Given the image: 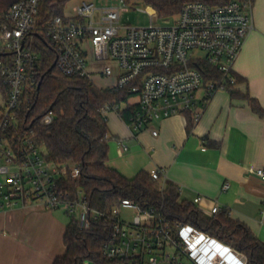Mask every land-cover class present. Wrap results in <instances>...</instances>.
Instances as JSON below:
<instances>
[{
	"label": "built area",
	"instance_id": "obj_1",
	"mask_svg": "<svg viewBox=\"0 0 264 264\" xmlns=\"http://www.w3.org/2000/svg\"><path fill=\"white\" fill-rule=\"evenodd\" d=\"M40 3L17 0L0 12V52L6 54L0 59V76L8 87V99L0 107V212L31 205L63 209L76 218L83 231L95 221H103L111 226L110 237L101 249L108 264H247L240 253L207 232L189 224H171L163 207H144L124 198L110 210H98L81 189L70 193L59 188L61 179L78 178L80 170L48 161L35 136L19 131L24 90L37 86L39 57L30 38L39 27ZM253 5V0L218 5L188 2L168 25H155L157 12L148 6L150 25L131 27L121 25L122 7H99L93 0H84L74 8V14L52 17L44 32L57 55L56 67L65 76L91 81L87 45L98 61L117 63L122 72L111 89L127 88L139 99L125 120L135 135L154 121L190 111L197 123L205 107L199 106L200 90L207 102L216 91L235 87L233 66L255 28ZM206 65L219 77L205 80ZM103 75L112 76L113 69L106 67ZM110 110L120 113V106H107L104 113ZM52 121L50 112L41 123ZM118 142L127 150L122 141ZM251 172L264 180V169ZM149 174L164 190L166 169ZM204 200L202 196L192 200L202 213L212 216L222 210L217 203L204 210ZM124 208L133 210L131 222L123 219Z\"/></svg>",
	"mask_w": 264,
	"mask_h": 264
},
{
	"label": "crops",
	"instance_id": "obj_2",
	"mask_svg": "<svg viewBox=\"0 0 264 264\" xmlns=\"http://www.w3.org/2000/svg\"><path fill=\"white\" fill-rule=\"evenodd\" d=\"M16 1L9 0L0 12ZM253 2L255 28L232 76L237 81L234 89L255 99L264 111V0ZM86 51L91 81L99 89L112 88L122 72L117 63L98 61L89 45ZM106 67L113 69L112 76L103 75ZM197 97L199 106L205 107L191 134L186 115L178 114L154 121L134 135L126 125L127 118L120 114L128 106L136 108L139 99L135 96L120 105V113L108 111L107 165L127 178L141 171L166 169V185L178 186L182 200L192 202L202 196L204 210L217 203L264 243V180L251 172L264 169V114L256 113L248 100L233 98L225 90L216 91L207 102L203 90ZM67 224L62 211L38 205L1 211L0 264H53L66 252Z\"/></svg>",
	"mask_w": 264,
	"mask_h": 264
},
{
	"label": "trees",
	"instance_id": "obj_3",
	"mask_svg": "<svg viewBox=\"0 0 264 264\" xmlns=\"http://www.w3.org/2000/svg\"><path fill=\"white\" fill-rule=\"evenodd\" d=\"M70 0H41L39 27L30 38L32 50L38 55L34 90L25 89L19 110V131L32 133L41 146L45 158L57 165H73L80 170L78 178H64L59 188L70 193L81 189L92 207L110 210L121 199L128 198L144 206L163 207L167 220L189 224L207 232L222 243L240 253L247 264H264V243L250 229L234 221L226 209L208 216L198 210L193 202L182 200L180 188L167 184L161 190L159 182L150 174L141 171L133 178L123 176L107 165L109 157V128L104 109L107 106L127 102L132 94L128 89H99L90 80L63 75L57 67V55L45 36L47 22L56 15H62L65 3ZM126 5L142 2L151 6L161 19L176 17L188 2H204L209 5L225 4L233 0H123ZM254 1V0H253ZM5 53L0 52V59ZM206 79L218 78L219 73L205 66ZM0 90L8 99V87L0 76ZM227 91L233 98L248 100L253 110L263 115L258 102L248 94H242L229 85ZM28 101V102H27ZM135 106H128L121 112L123 118L133 113ZM52 112V123H41L44 116ZM187 132L192 133L195 122L189 112ZM111 234V226L95 221L90 229L80 230L74 216H70L64 242L66 252L53 264H108L101 256L104 242Z\"/></svg>",
	"mask_w": 264,
	"mask_h": 264
},
{
	"label": "rangeland",
	"instance_id": "obj_4",
	"mask_svg": "<svg viewBox=\"0 0 264 264\" xmlns=\"http://www.w3.org/2000/svg\"><path fill=\"white\" fill-rule=\"evenodd\" d=\"M83 1L84 0H70L69 2L65 3L62 14L64 13L74 14V8L80 5ZM93 2L99 7H122L123 11L121 14V21H120L121 25H129L131 27H146L150 25L151 17H150V14L147 12L148 6H146L142 2L132 3L130 5L122 4L120 0H93ZM8 3H9V0H0V9L2 7L7 6ZM175 20H176V17H172L169 19H161L158 17V14H157V16L154 17L153 22L155 25H168V24H173ZM198 54H202V53L198 52ZM0 92L2 94L0 95V106H2L4 104L3 101H6V100L3 97L4 94L2 93L1 90ZM1 97L3 99H1ZM57 210L62 211L63 215H65L66 217V220H68L69 222L70 216L67 215L63 209H57ZM132 212L133 210L131 208H124L123 213H122L123 219L128 222H131Z\"/></svg>",
	"mask_w": 264,
	"mask_h": 264
},
{
	"label": "water",
	"instance_id": "obj_5",
	"mask_svg": "<svg viewBox=\"0 0 264 264\" xmlns=\"http://www.w3.org/2000/svg\"><path fill=\"white\" fill-rule=\"evenodd\" d=\"M56 66V63L54 64V66L53 67H55Z\"/></svg>",
	"mask_w": 264,
	"mask_h": 264
}]
</instances>
